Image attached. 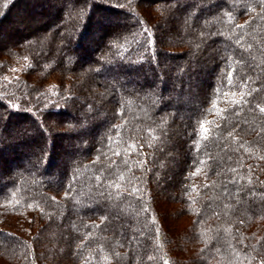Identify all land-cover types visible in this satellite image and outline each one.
I'll return each mask as SVG.
<instances>
[{"label":"trees","instance_id":"trees-1","mask_svg":"<svg viewBox=\"0 0 264 264\" xmlns=\"http://www.w3.org/2000/svg\"><path fill=\"white\" fill-rule=\"evenodd\" d=\"M0 260L264 264V0H0Z\"/></svg>","mask_w":264,"mask_h":264},{"label":"rangeland","instance_id":"rangeland-1","mask_svg":"<svg viewBox=\"0 0 264 264\" xmlns=\"http://www.w3.org/2000/svg\"><path fill=\"white\" fill-rule=\"evenodd\" d=\"M35 23H31L30 26L34 25ZM29 26V24H27ZM166 35L168 36V33H166ZM169 39V38H167ZM177 151L175 149L172 150V152H170V155L172 156L173 159L177 158ZM163 204L167 209V213H168V223H169V230H171L172 232H176L180 229H182L183 227L185 228V226L188 224L187 220L184 219H180L178 217L174 216V212H173V202H171L169 199L165 200L163 199ZM0 264H7L6 262H4L3 260H0Z\"/></svg>","mask_w":264,"mask_h":264}]
</instances>
